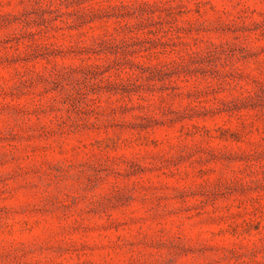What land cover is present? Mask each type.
Listing matches in <instances>:
<instances>
[{
    "label": "rangeland",
    "instance_id": "obj_1",
    "mask_svg": "<svg viewBox=\"0 0 264 264\" xmlns=\"http://www.w3.org/2000/svg\"><path fill=\"white\" fill-rule=\"evenodd\" d=\"M0 264H264V0H0Z\"/></svg>",
    "mask_w": 264,
    "mask_h": 264
}]
</instances>
